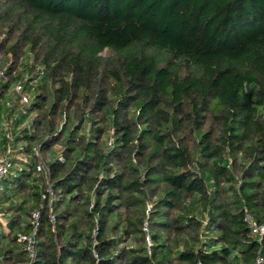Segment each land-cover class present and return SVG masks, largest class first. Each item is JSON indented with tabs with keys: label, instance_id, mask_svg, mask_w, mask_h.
<instances>
[{
	"label": "trees",
	"instance_id": "16d2710c",
	"mask_svg": "<svg viewBox=\"0 0 264 264\" xmlns=\"http://www.w3.org/2000/svg\"><path fill=\"white\" fill-rule=\"evenodd\" d=\"M19 82L33 95L0 264L264 257L244 219L264 224V0H0L4 154ZM42 162L53 200L30 256L18 233L48 187Z\"/></svg>",
	"mask_w": 264,
	"mask_h": 264
},
{
	"label": "built area",
	"instance_id": "2783aa9c",
	"mask_svg": "<svg viewBox=\"0 0 264 264\" xmlns=\"http://www.w3.org/2000/svg\"><path fill=\"white\" fill-rule=\"evenodd\" d=\"M14 93L17 98L7 100L6 105L14 109L15 112L21 111L24 107L28 106L31 102V94L24 90V83H17L14 86ZM15 113L10 116V119H7L3 124V131L6 140V153L0 157V196L6 189V179L9 176L11 170L15 167L14 158L16 148L14 146V128L12 126L13 120H15ZM38 171H40L47 179L48 187L46 191L42 193L40 206L32 212V228L29 233L20 232L18 233L19 240L26 243V249L29 252L30 256L34 254V248L37 241V233L40 226L41 219V210L45 206L46 202H49V205L53 200V190L50 186V168L47 167L43 162L38 165ZM151 205H148L147 212L150 210ZM6 219L5 213L0 211V221L3 222ZM51 219L54 220V216H51ZM244 219L252 232L258 237L264 235V224H258L251 213L245 209ZM143 230L147 233L146 241L148 246V252H151L152 240L149 235V229L147 223L144 224ZM96 255V253H94ZM255 264H264V257L261 254H258L255 260Z\"/></svg>",
	"mask_w": 264,
	"mask_h": 264
},
{
	"label": "crops",
	"instance_id": "0c3cea01",
	"mask_svg": "<svg viewBox=\"0 0 264 264\" xmlns=\"http://www.w3.org/2000/svg\"><path fill=\"white\" fill-rule=\"evenodd\" d=\"M17 157H22V155L18 154ZM16 167L21 169L23 167V165L19 163L16 165ZM12 174L13 175L17 174V170L15 172H13ZM8 179H10V177H8ZM6 185H8V183H6ZM19 200H21V198H19L18 196H14L10 200H4V201L2 200V197H0V209H4L8 206H12L13 204H16ZM0 224H1L0 229L5 231L6 233H9L7 218L3 222L0 221Z\"/></svg>",
	"mask_w": 264,
	"mask_h": 264
},
{
	"label": "rangeland",
	"instance_id": "374dc122",
	"mask_svg": "<svg viewBox=\"0 0 264 264\" xmlns=\"http://www.w3.org/2000/svg\"><path fill=\"white\" fill-rule=\"evenodd\" d=\"M32 94V93H31ZM33 95V94H32ZM17 112H15V116H13V117H15L16 118V116H17ZM9 119V118H8ZM23 121L20 123V121L19 122H16V120H13V122H12V126H13V128H14V131L15 132H20L21 131V129L24 127V125H23ZM3 126V125H2ZM2 128H1V124H0V139L2 138ZM55 151H56V153H60V151H61V148L60 147H57L56 149H55ZM4 154V150H3V141H0V157L2 156ZM19 154V153H18ZM17 154V152H15V155H18ZM16 170H14L13 172H15ZM12 172V173H13ZM12 173L9 175V177L10 178H13L12 176ZM42 182H44L42 179H39V182H38V184H40V183H42ZM12 194H13V196H16L15 195V193H13L12 192Z\"/></svg>",
	"mask_w": 264,
	"mask_h": 264
}]
</instances>
